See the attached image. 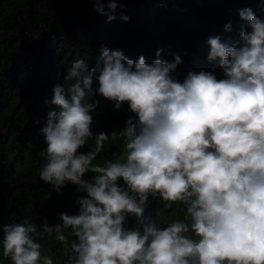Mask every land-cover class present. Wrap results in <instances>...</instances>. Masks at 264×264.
I'll return each mask as SVG.
<instances>
[{
  "label": "clouds",
  "instance_id": "1",
  "mask_svg": "<svg viewBox=\"0 0 264 264\" xmlns=\"http://www.w3.org/2000/svg\"><path fill=\"white\" fill-rule=\"evenodd\" d=\"M91 2L106 22L125 8L119 0ZM239 17L246 23L238 42L207 40V59L218 62L223 78L189 71L180 82L172 75L183 63L177 54L168 62L158 49L148 63L105 46L94 67L75 59L64 78L69 86L55 85L45 101L55 109L40 128L39 179L58 193L70 183L86 194L75 198L77 214L61 212L60 223L45 219L41 228L64 246L66 264H264V19L251 8ZM94 81L95 94L117 111L127 103L134 116L118 132H92L96 106L85 98ZM110 137L123 140V157L93 163ZM87 173L95 175L87 180ZM150 196L184 205L186 215L159 227L145 215ZM129 215L135 228L125 227ZM0 231L11 264H53L33 238L34 223Z\"/></svg>",
  "mask_w": 264,
  "mask_h": 264
},
{
  "label": "trees",
  "instance_id": "2",
  "mask_svg": "<svg viewBox=\"0 0 264 264\" xmlns=\"http://www.w3.org/2000/svg\"><path fill=\"white\" fill-rule=\"evenodd\" d=\"M124 9L117 8L116 19L107 21L93 9L91 0H0V225L13 222L34 223L33 238L41 244L42 255L50 254L53 264H66L64 246L55 234L43 233L47 219L49 226L60 223L59 214L78 213L76 186L66 184L58 193L39 179L44 162L45 139L40 132L47 113L55 106L46 104L53 97L57 84L66 88L68 68L75 59H85L89 68L95 66L102 47L122 50L137 60L157 59L155 53L163 49L159 58L172 62L174 54L183 63L172 74L183 82L189 71H209L218 79L223 72L218 62L207 59L209 37L220 36L223 42H238L241 25L239 10L251 8L264 19V0H119ZM129 17L128 21L120 19ZM231 22V30L225 25ZM74 82V81H73ZM85 102L96 106L92 132H118L133 114L127 103L117 111L114 102L95 94ZM39 120L41 123L37 124ZM89 142L81 152L93 147ZM124 155L121 138L105 143L104 151L93 163L105 158L113 161ZM95 174L87 173L91 180ZM124 187L123 181H119ZM146 216H153L159 227H165L186 215L185 206L149 197ZM136 218L126 217L125 227L135 228ZM70 229L65 230L68 235ZM3 233L0 231V239ZM69 241L74 238L69 236ZM0 264H11L3 258Z\"/></svg>",
  "mask_w": 264,
  "mask_h": 264
}]
</instances>
